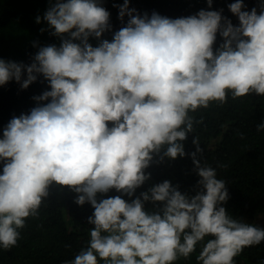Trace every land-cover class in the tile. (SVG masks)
<instances>
[{
    "label": "clouds",
    "instance_id": "obj_1",
    "mask_svg": "<svg viewBox=\"0 0 264 264\" xmlns=\"http://www.w3.org/2000/svg\"><path fill=\"white\" fill-rule=\"evenodd\" d=\"M114 7L128 19L109 41L102 36L111 31L110 13L100 0H50L43 20L60 46L40 47L28 65L0 59V86L27 89L43 77L50 88L0 138V248L17 245L56 185L94 210L87 246L65 264H175L198 244L197 264H235L245 248L264 242V228L228 214L225 180L201 163L198 137L192 153L183 142L202 122L191 113L224 104L229 93L264 97V2L259 13L242 10L243 0L230 3L238 26L222 9L172 19L140 15L129 0ZM186 155L199 177L195 195L165 180L133 198L150 179L154 156ZM110 190L121 195L97 199ZM145 202L162 207L149 213Z\"/></svg>",
    "mask_w": 264,
    "mask_h": 264
},
{
    "label": "trees",
    "instance_id": "obj_2",
    "mask_svg": "<svg viewBox=\"0 0 264 264\" xmlns=\"http://www.w3.org/2000/svg\"><path fill=\"white\" fill-rule=\"evenodd\" d=\"M55 0H52L54 3ZM101 5L110 13L111 31L105 32L102 39L111 41L113 33L127 23L125 16L119 19V8L124 0H100ZM235 0H213L208 8L207 0H129V7L140 15L152 12L172 19L187 17L201 9L222 11V16L238 26L239 21L228 8ZM264 0H243L246 6L242 10L251 11ZM50 7V0H0V59L17 63L31 64L40 47L60 46L61 39L53 36L52 29L43 20ZM37 17L41 22L37 23ZM43 29V31H41ZM67 38V37H65ZM95 47L98 41L90 38ZM222 42L217 36V44ZM50 90L47 81L39 77L27 89H21L15 81L0 86V138L4 127L13 116L27 114L37 106L33 97ZM196 121L194 131L183 142L185 152L192 153V143L198 137L202 156L201 163H206L217 171L218 178L226 182L229 199L223 206L229 215L243 222L264 228V131L257 132V125L264 122V97L254 94L233 99L229 93L224 104L211 103L207 109L191 113ZM150 179L135 192L139 196L151 186L170 181L178 186L182 193L195 195L199 177L194 171L190 156L160 162L154 156L151 166L145 170ZM2 174V164H0ZM121 195L110 190L105 195L98 194L97 199ZM126 201L129 197L123 196ZM77 194L60 186L53 185L49 196L42 202L39 214L30 217L21 231L17 245L10 250L0 248V264H65L71 261L87 246L92 228L87 223L93 209L85 203H75ZM162 205L145 202V211H157ZM211 238V237H209ZM206 239H208L206 237ZM200 245L188 259L180 258L175 264H197L196 256ZM264 261V242L247 247L235 258V264H260ZM99 264H103L100 261Z\"/></svg>",
    "mask_w": 264,
    "mask_h": 264
},
{
    "label": "rangeland",
    "instance_id": "obj_3",
    "mask_svg": "<svg viewBox=\"0 0 264 264\" xmlns=\"http://www.w3.org/2000/svg\"><path fill=\"white\" fill-rule=\"evenodd\" d=\"M149 213H151L152 211L150 210V211H148Z\"/></svg>",
    "mask_w": 264,
    "mask_h": 264
}]
</instances>
